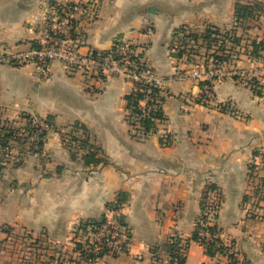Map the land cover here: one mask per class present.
<instances>
[{"label":"crops","instance_id":"crops-1","mask_svg":"<svg viewBox=\"0 0 264 264\" xmlns=\"http://www.w3.org/2000/svg\"><path fill=\"white\" fill-rule=\"evenodd\" d=\"M60 1L0 0V50L16 53L35 45L51 7ZM88 1L75 20L81 54L128 43L148 68L173 79L188 70L175 57L174 30L229 31L234 4L249 0ZM256 40L264 42V37ZM241 53L232 66L259 77L261 96L227 74L206 81L211 85L208 101L200 82L171 80L160 93L165 120L146 139L125 121L124 98L133 91L129 80L84 82L57 62L47 73L32 64L0 66V125L15 126L25 116L53 119L39 153L29 151L24 138L0 149V243L7 239L6 229L26 230L52 244L68 245L74 254L71 239L77 225L106 216V205L123 194L120 215L130 234L129 249L95 264H156L154 250L160 254L158 264H166L163 243L174 236L191 237L201 198L214 185L219 198L215 192L210 198L219 199L215 223L223 242L235 241L237 264H264V224L246 219L241 203L248 193L249 159L264 153V59ZM75 123L88 130L89 142L101 149L108 165L83 166L79 159L84 151L76 160L70 158L61 134ZM0 249L4 254L1 244ZM185 264L228 262L208 258L191 243Z\"/></svg>","mask_w":264,"mask_h":264},{"label":"trees","instance_id":"trees-1","mask_svg":"<svg viewBox=\"0 0 264 264\" xmlns=\"http://www.w3.org/2000/svg\"><path fill=\"white\" fill-rule=\"evenodd\" d=\"M254 6L236 3L234 5V25L233 28L227 32H221L216 28L207 27L205 30L197 35L196 33H186L187 30L184 27H180L174 30L172 35L171 45L174 50H178L179 46L185 47L187 40L191 41L192 45H196L198 41H201V46L205 47V56H209L213 59V62L216 64L221 63H230L232 60H235L233 52L236 46L241 44V37H237V29H243L244 32H247L246 22L251 19L252 12H254ZM75 38V36H74ZM190 42V43H191ZM230 44L229 47H226V44ZM245 49L243 50V55H247L250 59H264V42H257L256 40H249L244 45ZM193 50V49H192ZM213 51L211 55H207V52ZM185 51H179L175 54L176 58H182ZM220 54V55H218ZM234 58V59H233ZM143 65L139 66L138 70L143 69ZM199 88L204 86L210 87L208 82L198 83ZM252 92L257 96H261L262 86L259 84V81L252 79ZM149 98V100H148ZM127 115L125 116V121L129 125L131 131L139 138L146 139L149 136H152L157 133V125L165 120L162 104L163 96L160 95V91L156 88L150 87L141 82L133 83V91L125 96L124 98ZM146 102L144 107V113L141 110L140 104ZM28 116H25L24 119L27 120ZM52 117H47L44 119L47 129L37 135L39 141L37 144L29 145L28 136L22 135L12 127H9L7 124H4L0 127V149L9 148V143L12 141H17V139L24 138V143L28 145L29 151L34 153H39L42 150L44 139L50 129L53 128ZM35 132V131H33ZM36 133V132H35ZM21 137V138H20ZM89 133L88 130L81 124L75 123L70 127V130L65 134H61V140L64 144L66 150L69 153V156L72 160L77 159L79 152L84 151V154L80 155V161L85 167H94L98 165L106 166L109 164L107 159L103 156L101 149L98 146H95L89 142ZM160 144L162 146L167 145V141L160 138ZM254 159L262 157L264 159V153L255 152L253 155ZM257 167L253 165H248L247 168V182H249L248 188L252 189V193H247L242 198V208L249 204L251 201V209L246 213V219L250 220H264V160L262 162L261 171L263 176L258 177L254 180L252 177L253 171ZM251 181V182H250ZM215 192L217 198L219 194L214 185L208 186L203 194V197L200 201V216L197 220L191 237L189 239H179L177 237H170L163 243V252L167 255L168 262L167 264H185L187 252L189 250L191 243H196L203 248L204 254L208 258L224 257L228 253L227 246L224 245L222 239L218 236V233L221 231L217 224L206 225L208 215L211 213L215 222L218 218V211L220 208L219 199L217 200L216 205H212L210 199L211 193ZM125 201V196L123 194H118L115 201L106 205V209L110 211H119ZM105 222V216L103 215L98 220H89L83 221L78 224L77 230H85L87 227L93 226L98 227ZM120 223L122 227L126 228L124 224L123 217H120ZM207 232L211 241L205 244L204 237H202L203 232ZM5 234H8L9 231H4ZM8 232V233H7ZM130 237V234L128 235ZM232 243V242H231ZM233 244V243H232ZM232 247V246H231ZM46 247L42 248L45 249ZM74 253L78 254L82 264H94L105 255L108 254L107 250H103L97 257H92L90 254L86 253V245L83 246L80 243H75ZM160 254L157 250L152 251V259L158 264L160 262ZM227 259L229 264H237L236 256L233 254H228ZM79 264V263H78Z\"/></svg>","mask_w":264,"mask_h":264},{"label":"built area","instance_id":"built-area-1","mask_svg":"<svg viewBox=\"0 0 264 264\" xmlns=\"http://www.w3.org/2000/svg\"><path fill=\"white\" fill-rule=\"evenodd\" d=\"M87 4H89L88 0L85 2L61 0L56 3L51 7L45 30L41 33L38 42L22 52L9 53L0 50V66L18 67L32 64L42 73H47L49 65L57 62L61 64L66 73L79 75L84 82L91 80L103 81L116 77L129 80L132 83L141 82L158 89L160 93L166 84L174 79L178 81L206 82L222 76V74L216 72L201 73L192 70L188 74L175 75L173 79L161 77L143 64L141 57L135 53L128 43L118 44L103 53L81 54L79 52L80 39L75 34V20L77 15L87 10ZM140 65L144 66L141 71L138 70ZM252 79L240 77L237 79V85L252 90ZM203 90L204 99L208 101L211 98L210 88L204 86ZM145 106L146 102L140 104L143 113ZM25 123L29 135L31 134L30 142L32 144H30L34 145L39 141L37 135L45 131L47 125L44 119L34 116H28ZM120 217V210H107L105 222L102 225L98 227L90 226L85 230H75L76 233H81L84 241H78V243L83 246L86 245V253L95 258L103 250H107V255L111 256H118L128 251L130 245L129 231L121 226ZM214 223L215 220L210 213L206 225ZM201 235L204 237L205 244L211 241V237L207 232L204 231ZM218 236L221 238V231ZM122 237L125 240H120ZM174 237L183 240L179 236ZM223 243L227 246L225 242Z\"/></svg>","mask_w":264,"mask_h":264},{"label":"rangeland","instance_id":"rangeland-1","mask_svg":"<svg viewBox=\"0 0 264 264\" xmlns=\"http://www.w3.org/2000/svg\"><path fill=\"white\" fill-rule=\"evenodd\" d=\"M236 3L254 6L255 10L254 12H252L251 19L248 20L245 24L247 25L246 26L247 32H244L243 29H237V31H235L237 33V37H241L242 39L241 44L239 46H236L233 52H231L234 55L233 57L235 58L239 56L241 51L243 52L242 49H245L244 45L246 44L247 41L256 40V39L259 40L261 39V37H264V0L263 1L249 0V1H243V2L237 1ZM185 32L188 34L196 33L197 35H200V33L195 32V30H192L191 28L187 29ZM255 34H257V36H255ZM187 42L188 44H186L185 47L179 46L178 50H175V53L179 51H185L183 53L182 59L187 64V67H188V70H186L185 72H180L179 74H188L192 70H196L201 73H207L211 71V72L220 73L222 74V76L227 74V76L233 79V81L236 84H237V79L240 77H245V78H250V79L253 78L259 81V77L256 74L251 73V71L250 72L246 70L240 71V70L233 68L232 65L234 61H237V60H232V62L228 64L227 63L216 64L213 62V59L211 57L204 55L205 47L203 45L201 46V41H198L196 45H192V46H191L192 44L191 41L187 40L186 43ZM257 42H260V40ZM229 46L230 44L227 43L226 47H229ZM207 53H208L207 55H211L213 51H210ZM141 60L143 62L142 58ZM143 64L145 65L144 62ZM263 71H264V60H263ZM250 74H253L254 76ZM222 76L219 79H221ZM8 126L12 127L13 129H16L21 135L22 133H24V135H27V136L29 134L26 128V123L24 121L19 122L15 126H11L10 124ZM30 138L27 141L29 142V145L32 144L30 142L31 141ZM9 145L11 146L12 143L10 142ZM263 160L264 159H262V157H258L255 159L254 158L249 159V165L254 164L257 167V169L253 171L252 173V177L254 178V180L258 177L263 176V172L261 171ZM248 185H249V182H248ZM248 193H252V189L248 188ZM210 199L212 201V205H216L217 200H214L213 198H210ZM251 203L252 201L243 207L245 217H246L247 211L251 209ZM248 220L251 222L264 224V220L263 221L250 220V219ZM6 230L9 231V233L7 232L8 233L7 239L3 243L2 242L0 243L1 245H3L4 251H5L3 254L2 249H0V264H78V263L82 264L78 254L70 253V251L68 250V245L52 244L48 242V240L43 235L33 236L30 232L26 230H17V229H12V230L6 229ZM121 239L125 240V238L123 237L120 238V240ZM78 241L83 242L84 240L81 237V233L78 234L74 231L72 235V239H71L72 248L75 249V243H78ZM225 244L227 245V247H229L228 253L226 254V256L228 254H233L234 256H236V249L234 245L235 241L228 240V242H226ZM44 247L46 248L42 249ZM226 256L222 258L227 260L229 264L230 262Z\"/></svg>","mask_w":264,"mask_h":264},{"label":"water","instance_id":"water-1","mask_svg":"<svg viewBox=\"0 0 264 264\" xmlns=\"http://www.w3.org/2000/svg\"><path fill=\"white\" fill-rule=\"evenodd\" d=\"M151 10V12H153V9H150Z\"/></svg>","mask_w":264,"mask_h":264}]
</instances>
